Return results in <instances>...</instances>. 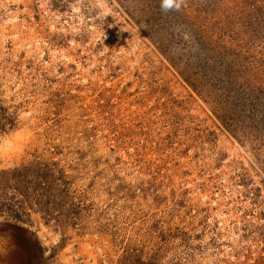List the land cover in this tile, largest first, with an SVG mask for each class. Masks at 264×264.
I'll return each mask as SVG.
<instances>
[{
  "label": "rangeland",
  "instance_id": "obj_1",
  "mask_svg": "<svg viewBox=\"0 0 264 264\" xmlns=\"http://www.w3.org/2000/svg\"><path fill=\"white\" fill-rule=\"evenodd\" d=\"M0 0V264H264V0Z\"/></svg>",
  "mask_w": 264,
  "mask_h": 264
},
{
  "label": "clouds",
  "instance_id": "obj_2",
  "mask_svg": "<svg viewBox=\"0 0 264 264\" xmlns=\"http://www.w3.org/2000/svg\"><path fill=\"white\" fill-rule=\"evenodd\" d=\"M185 0H161V11L168 13L169 11H180Z\"/></svg>",
  "mask_w": 264,
  "mask_h": 264
}]
</instances>
